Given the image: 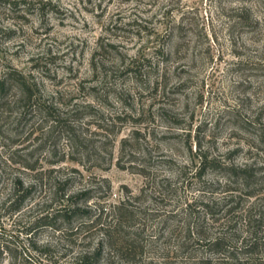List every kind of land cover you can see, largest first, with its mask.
I'll return each instance as SVG.
<instances>
[{
	"label": "rangeland",
	"instance_id": "374dc122",
	"mask_svg": "<svg viewBox=\"0 0 264 264\" xmlns=\"http://www.w3.org/2000/svg\"><path fill=\"white\" fill-rule=\"evenodd\" d=\"M181 11L189 12L197 27L163 64L165 31ZM238 19L241 26L232 27ZM5 69L19 73L36 104L60 118L94 111V118L76 122L77 134L91 141L92 149L103 133L94 120L111 122L115 138L110 162L98 152V166H91L93 158L75 164L68 143L49 139L50 122L23 115L22 90L12 86L5 92L0 264H44L43 247L54 263L68 264L79 249L96 243L100 235L93 228L76 238L34 228L33 221L46 213L53 182L61 179L71 178L69 193L97 189L98 202H123L136 215L123 230L134 236L140 255L131 263L115 257L98 264H183V257L174 256L183 217H176L174 232L171 220L184 203L207 197L191 176L196 147L220 164L249 165L264 175V144L254 146L239 128L264 126V0H0V73ZM161 70L164 81L153 89L150 82ZM135 128V140L128 139ZM61 154H68L63 162L49 163ZM117 159L125 168L146 167L145 176L119 169ZM39 171L43 177L33 196L18 211L9 210L3 202L13 186L27 187ZM220 175L208 171L203 180L222 183ZM93 201L80 207L92 209Z\"/></svg>",
	"mask_w": 264,
	"mask_h": 264
},
{
	"label": "trees",
	"instance_id": "16d2710c",
	"mask_svg": "<svg viewBox=\"0 0 264 264\" xmlns=\"http://www.w3.org/2000/svg\"><path fill=\"white\" fill-rule=\"evenodd\" d=\"M188 15H190L189 12L181 11L176 21L175 18L170 20L169 27L165 31L164 45H162L163 64H165L164 57L177 52V49L186 43V37L193 26L197 27L193 17ZM241 24L242 21L238 19L233 22L232 27L241 26ZM163 70L150 82L154 86L153 89L164 81L165 70ZM12 86L20 88L26 99L23 115L40 116L41 120L50 122L49 139L68 143L71 149L69 153L71 162L84 166V162H90L93 158L95 161L91 166H98L95 163L100 159L98 152L106 153L107 160L111 161L110 150L115 138V134L109 131L113 125L111 122L98 125L97 121H92L95 128L103 132L100 133L102 140L98 141L100 144L94 150L91 148L94 147L91 141L77 134L79 126L76 125V122L83 118H94L96 116L94 111L84 109L75 111L66 118L58 117L52 109H43L36 104L23 77L11 69H5L0 73V102L5 92ZM239 128L250 136L251 142H256L257 145L254 144V146L264 144V126L241 123ZM137 130L135 128L130 131L128 139H134L133 136L138 135ZM124 142L125 140L120 141L118 153H121ZM248 147H250L249 144ZM194 155L197 160L191 176L200 184L196 190L201 195L207 194V197L184 203L180 216L178 214L172 217L171 222L174 225L172 232L179 226L180 218L175 220L176 217L182 216L184 222L181 231L179 227V233L181 232L182 235L177 242L174 256L183 257V264H264V175L254 172L249 165L239 168L220 164L209 159L206 152L201 151L199 146L196 147ZM65 156L68 154H61L59 158L49 163L63 162ZM20 164L24 170L35 171L32 164ZM116 166L121 170L129 172L134 170V173L145 176L146 167H141L140 170L125 168L120 164L119 159L116 160ZM88 169L85 167V170ZM208 171L221 174L222 183H210L203 180ZM42 177L39 171L35 173L32 183L27 187H22L21 184L14 185L11 196L3 204H7V208L13 212L18 211L23 202L33 196L35 186L41 183ZM70 183L71 178L53 182L47 199L46 213L33 221L34 228L45 227L60 233L65 238H76L82 231L90 228L97 230L100 236L93 247L87 250L79 249L73 261L68 264H98L103 260L109 262L115 257L125 263H131L136 256L140 255L141 249L138 250L136 247L134 236L129 237L123 229L126 222L136 216L134 211L123 202L106 206L103 202H98L97 189L69 193ZM93 198L96 202L93 201L92 209L80 207L86 206V203ZM211 228L214 229L213 232H210ZM39 252L46 258L44 264H56L50 259L47 247H43ZM197 253L198 257H196Z\"/></svg>",
	"mask_w": 264,
	"mask_h": 264
}]
</instances>
